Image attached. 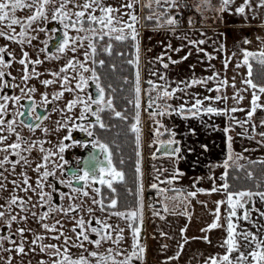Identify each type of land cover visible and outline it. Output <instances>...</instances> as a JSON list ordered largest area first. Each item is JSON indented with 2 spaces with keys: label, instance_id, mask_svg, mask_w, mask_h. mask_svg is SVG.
Masks as SVG:
<instances>
[{
  "label": "rangeland",
  "instance_id": "rangeland-1",
  "mask_svg": "<svg viewBox=\"0 0 264 264\" xmlns=\"http://www.w3.org/2000/svg\"><path fill=\"white\" fill-rule=\"evenodd\" d=\"M212 1V0H211ZM61 0H56L55 4L46 5L45 10V17L47 19L41 18L40 20L33 22L30 27L24 29L25 35L20 36L21 26L20 25H13L12 29L6 27L5 24H0V30H3L6 35L0 36V48L4 49V52H0V56L4 59V64L0 65V72H3V77H0V104H6V109L4 112L0 113V118L4 120L5 113L7 112H15L18 110V101L8 100L5 102L2 97H26L34 99L36 104H40L45 106L46 104H50L52 111L51 115L47 118V120L43 121L33 133L31 140L28 139L26 144V151L28 152L30 148L31 154L29 157H38V153L40 152V148H43L45 152H53L54 154H59L60 152H55L59 150L61 142H63V138L68 135L67 126L69 122L72 120L73 116L70 114V110L67 107L68 102L70 100L71 94L73 92H77V85L79 84L80 87L87 86V82L90 81L96 84L95 79L92 77V72L94 70L96 62L99 60L96 57L97 54L100 52H104L105 48L109 44H112L116 41L115 36L119 33L113 32L110 35H105L103 39H100L98 36H92L91 33L87 31L77 32L75 29L69 27L65 29L63 24L60 22L59 19L52 20L51 16L53 13L54 8L59 7ZM85 0H74V2H69L66 4L65 11L74 13L76 11H80L82 9L77 8L75 5L80 4L82 5ZM129 2V0H103L104 5L111 6L113 8H117L120 11L115 13L114 15L117 16L118 19L122 20V23H132L129 20L128 13L131 12L132 14L138 17V21L135 23V27L139 32L138 41H139V74H140V87L144 90L142 93L140 92V122H142V116L145 112L148 120H153L154 118L159 119L160 117L153 116L152 113L155 111H149L148 108H144L147 104L146 101L143 102L142 96L149 93L154 96L155 100L161 101L164 99L166 102L174 103L175 107L178 109L180 105H184L185 108H190L191 105L195 102L197 97L203 96V98L211 97L212 91H208V89H212L215 84L218 83L217 80L214 78L212 80H207L206 83L203 84H196L192 85L191 81L193 78L197 80H206L205 78H201V73L195 72L193 69H190V65L193 63L191 60L192 58H187L184 64L178 65L179 59L184 57L186 54L191 53L190 55H195V52L200 50L199 44L194 45L189 43V41H194L195 37L193 36L194 29L197 23H200L198 19L201 18V11L196 8V4H200L199 0H176L175 6H170L168 3H162L158 6L155 3V0H140L139 3H134L132 9H127L122 7V5ZM151 2V7H145L146 4ZM188 4V5H187ZM188 6L189 9L192 10L190 13L192 16L191 18H196L194 27H190L187 29L179 28L177 25L171 26L167 23H162L163 21L167 20V18L171 17L175 20H179L181 10L183 11L184 8ZM207 12H209V6L206 7ZM91 12V9L88 10ZM35 8L29 10L25 9H18L15 13L16 17L19 18L22 22H26V18L28 15L34 14ZM164 13V15H162ZM94 15L99 16L100 13L97 11L93 13ZM148 16H152L153 19L148 20L145 19ZM75 16H71V20H75ZM198 20V21H197ZM85 21L86 18H85ZM145 21H152L154 23L148 25ZM189 21V19H188ZM68 20H65V23H68ZM50 24H52L50 26ZM54 24V25H53ZM160 25L159 27L157 25ZM80 25H77L79 27ZM121 24H115L114 27L119 28ZM59 28V32L64 34V31L68 32L69 37H90L92 42L96 45V53L93 55L91 49L88 48V40L83 41V47L80 46V41H77L76 44H72L71 41L69 45L65 48L64 52H58L57 48L50 52L48 46L50 45L51 41L50 38H54V34L56 28ZM88 28V27H87ZM85 27V29H87ZM97 29L100 28L98 24ZM14 29V31H13ZM40 29H43L41 31ZM125 33L127 34L129 30L125 28ZM15 36V39H9V36ZM35 37V39H31ZM52 38V39H53ZM127 38H131L128 35ZM30 41V42H29ZM134 45V42H133ZM171 45V47H168ZM72 47L76 48V51L73 52L71 49ZM112 48V47H111ZM134 54L128 60L135 61L136 59V49L133 46ZM176 49H180V51H176ZM203 50V49H202ZM111 51V50H110ZM27 53V57L24 56V53ZM88 53L87 60L85 59L84 53ZM199 53V52H198ZM160 59H157V58ZM165 58H168V61H178V63H167ZM21 59L25 60L24 64H21L19 61ZM39 60L40 63H35V61ZM72 60L75 67H66L68 65V61ZM80 64H83L88 71H85L84 68L80 67ZM164 64H168V67L165 68ZM190 66V67H189ZM134 67V75L136 74L137 68L136 65L133 64ZM61 68H65L64 72H61ZM53 73H59V75H53ZM155 73V74H153ZM27 75L28 79L25 80L23 77ZM5 76H10L13 82V90L11 95L5 94L4 91V78ZM161 76L164 79H161ZM64 77H67V81L64 80ZM83 77V81L81 80ZM135 78V76H134ZM207 78V77H206ZM44 80H51L54 83L44 85L42 81ZM151 80L153 83L158 86L156 89L152 88V85L148 84V81ZM100 84V81H99ZM213 84V85H212ZM163 85L164 87L161 88L159 86ZM212 85V86H211ZM135 86V80H134ZM35 88V91H30L31 89ZM220 88V87H219ZM66 89H71L68 91ZM135 89V88H134ZM175 89V92L172 90ZM23 90V91H22ZM167 90L172 92L171 98H164L162 96V92ZM62 93L59 98H56V94ZM136 95V94H135ZM109 97V96H108ZM212 98V97H211ZM136 99V97H135ZM201 99V98H200ZM109 100V98H108ZM214 101V99L212 98ZM203 105L202 107H209V105H213V102L210 100H202ZM173 105V107H174ZM135 106V104H134ZM136 108V107H135ZM137 110V109H136ZM165 114H169V110H166L164 107ZM134 113V111H133ZM184 113L188 114L190 112L185 111ZM136 115V113H135ZM185 116L184 118H186ZM136 120V119H135ZM146 121L144 124H146ZM59 122V123H58ZM8 123H4L0 125V128H3L4 131L0 132V135L6 136L7 140L3 143H0V147H5L11 143H20L17 140V137L13 136V133H9L7 131ZM47 129V131H44ZM22 132L19 129L18 134ZM64 144V143H63ZM153 149V143L149 136L148 128L145 127L140 129V147L139 151L140 155V162L143 161V153L149 154ZM13 149H9L8 152H0V159H3L4 155H9ZM14 152V151H13ZM28 152V153H30ZM27 155V154H26ZM136 157V156H135ZM159 163H149L145 165L144 168H141V180L143 176V171L151 173L152 168H157L159 166L162 167L161 164L164 159H158ZM34 161V160H33ZM36 161V160H35ZM19 167H15L13 171L12 166L8 164L4 165V171H0L3 173V177H0V183L6 185L5 188H0V211H4L8 207V201L11 199L12 196H18L16 189L19 187H15L12 184V181L15 180L16 184L23 183V177L20 173H18ZM159 169V168H157ZM161 170V169H160ZM159 170V171H160ZM161 173V171H160ZM27 175L29 182L35 183L38 179L41 178V175L37 174L32 167H29L26 172L24 173ZM55 177V174L53 175ZM167 179V176H164ZM163 177V178H164ZM146 177L144 176V180ZM149 180V178H147ZM168 181V180H167ZM148 182V181H147ZM148 184V183H147ZM169 183H164L163 185H168ZM143 186V185H142ZM140 187L141 191V199L143 198V190L144 187ZM168 187V186H167ZM167 187H164L167 189ZM157 190V189H156ZM251 191V190H248ZM263 192L261 190H252L253 193L256 192ZM162 192L159 190L156 191V201L152 206L144 207L142 209V221L147 220V215L149 212H162L163 208L156 209L157 206H163V200H165L164 195L161 194ZM166 196L174 195L173 192L166 191ZM176 196L179 197L178 194ZM93 199V198H92ZM183 203V202H182ZM90 208L93 209V212L90 214L91 217H97L101 220H106L108 224L112 226V229H106L107 231H111L112 239L108 241L102 242L99 248H97L94 244H90V252L97 251L98 253L104 254L105 256L108 255V249H112V256L115 260L121 261L127 258L129 254L133 251L132 243H133V234L130 230L128 224L129 221H126L123 218L110 215L111 212L121 211L118 208H113L111 211H101L100 206L98 204H93ZM170 206V207H169ZM61 205L57 207L59 209ZM169 208H176L179 209L177 205L172 206V203L168 205ZM13 211L8 212L5 211V218H0V226L3 224H8L9 228L8 231L17 233V225H21V223H17L18 221H11L9 224L8 221L10 217L15 213V204L11 205ZM145 209V210H144ZM133 210V209H131ZM129 210H122L121 212H127ZM247 211L249 213V219L244 220L243 214ZM264 212V201H261L258 196H253L249 203L245 204L243 209H237V215L232 218V222L235 225L236 232H242L244 230H248L255 234L260 241H264V216H261L260 213ZM138 216L140 215L139 210L137 209ZM56 215V220L54 218H49V220L41 221L40 223L33 221L30 225V229L32 234L28 235V233H24L23 237L26 238V246L27 250H25L24 254L16 253L14 248L10 253L4 252L0 250V257H3V260H0V264H7L9 255L12 257L11 264H40L41 261L48 262L46 260L47 256L51 257L50 253L53 251L52 249H48L45 252L40 251V245H50L55 244L59 248L61 243H64V238L61 240L52 239V237L59 235V233L63 230L66 233V236L70 237L73 233L75 239V243H79L76 240V233L72 232V226L74 227V221L68 222L64 220L63 216L65 215L63 212L56 211L53 216ZM62 216L61 221L58 218ZM69 220V219H68ZM75 220V219H74ZM141 221V219L139 218ZM59 221L60 223L57 224L56 222ZM94 222L91 224L92 226L96 225L95 219H92ZM42 224H48L50 227L52 225L56 226V231H48L42 228ZM99 227V226H94ZM123 229L124 231L121 233L123 239L119 242V244L113 243L116 239V228ZM105 230V231H106ZM106 231V232H107ZM79 232V231H78ZM34 233V234H33ZM71 233V234H70ZM91 233V232H90ZM70 234V236H69ZM93 234V233H91ZM103 234V233H102ZM34 235L43 236L44 239L42 241H37L35 245L31 243V241L35 238ZM139 237V235H138ZM137 237V239H138ZM91 240L99 239V237L94 234V237L90 238ZM139 241V240H138ZM4 242V240L2 241ZM238 243L241 245L240 251H243L245 254L250 252L255 248V244H252L250 247H245V242L242 239L238 238ZM13 243H9V240H5L3 243V247L6 248L7 246H11ZM139 244L144 247V244L139 241ZM15 246V245H14ZM8 249V248H6ZM32 249H37L33 251ZM83 249L75 247L74 252V259H77L82 254ZM138 251V249H137ZM117 253H120L117 255ZM239 255V252H233V260H236V257ZM137 260L139 264H145L146 260L144 259H137L136 257L132 258V262ZM91 264H96V258L90 257ZM137 263V262H136ZM109 264L111 261L109 260ZM249 264H253L251 261V257H249Z\"/></svg>",
  "mask_w": 264,
  "mask_h": 264
},
{
  "label": "crops",
  "instance_id": "crops-1",
  "mask_svg": "<svg viewBox=\"0 0 264 264\" xmlns=\"http://www.w3.org/2000/svg\"><path fill=\"white\" fill-rule=\"evenodd\" d=\"M199 1L200 4H196V8L200 9L202 16L198 19L200 23L193 25L196 27L193 36L194 41L204 40L205 43L199 44L200 50L195 52V55L191 56V53H188L184 57L192 58L193 63L189 67L201 73V78L206 79L215 74L214 79L218 83L212 88L211 97L214 101L210 99L213 105L209 106L221 110L222 114L200 112L196 117H192L191 113L180 112L173 101L157 100L156 106L160 104L162 113L165 111L164 107L170 112L157 115L159 119L150 120L151 123L148 125L152 135L150 138L155 142L161 138L174 141L175 149L179 148L180 151L156 158L152 156V159L145 157L143 153V158L145 157L141 161L143 168L144 161L149 159L152 162L154 160L156 164L159 163L158 159L165 161L161 164V168L159 166H157L159 169L152 168L150 174L149 169L142 173V183H148L147 186L150 187L156 184L158 191L164 190L161 194L165 198L161 202L163 206L156 207V209L163 208V211L149 212L147 220H143L145 264H206V262L211 264L212 257L218 258L227 254L226 246L221 247L227 239L228 221L225 217L230 211L226 202L227 197L223 191L210 192V190L214 185L221 187L223 183H227L225 178L222 180L221 177L225 172L223 163L228 157V137H231L232 149L230 166L239 167L252 161L264 162V137L259 135L260 132H264V125L261 124V120H264V93H258L257 90L260 97L257 103L261 107L257 108L248 123H243L249 120L247 113L252 107L253 90L243 83L248 69L243 65L241 51L244 49L259 54L264 49V5H261L260 0H248L247 5H244V0H233L228 5L227 11L219 12L217 10L221 7V0H210L209 12H207V5H204L202 0ZM241 5L245 7L244 14L235 11ZM163 22L166 23V20ZM245 39L250 43L245 44ZM184 57L179 59L178 65L188 60ZM226 60L227 66H225ZM165 61L173 63L166 58ZM238 63L240 67H237ZM222 81L227 83L224 84ZM217 87H220L218 92L215 90ZM216 96L222 99L216 100ZM237 96L242 99H237ZM200 98L204 100L203 96ZM233 108L237 111L232 112ZM185 116L187 117L184 118ZM226 127L229 129L227 133L224 131ZM237 157L241 158L237 159ZM164 176H167V179ZM164 183L169 184L164 186ZM198 188L206 191L197 192ZM166 191L173 192L174 195L166 196ZM190 192H196V195L190 196ZM221 200L225 203L220 205L218 221L220 227L201 231L207 229L216 219L214 215L217 208L216 201ZM170 203L172 206L177 205L179 209L169 208ZM181 229L186 231L182 234ZM205 236L210 242L203 239ZM185 238H187L186 243ZM180 244L184 247L179 258L169 260V257L175 256L180 251L178 247ZM232 256L233 253L230 256L233 260Z\"/></svg>",
  "mask_w": 264,
  "mask_h": 264
},
{
  "label": "snow or ice",
  "instance_id": "snow-or-ice-1",
  "mask_svg": "<svg viewBox=\"0 0 264 264\" xmlns=\"http://www.w3.org/2000/svg\"><path fill=\"white\" fill-rule=\"evenodd\" d=\"M69 2H74V0H61L59 7L54 8L51 19L52 20H57L59 19L60 22L63 24L65 29H68L69 27L75 29L77 32H81V31H87L89 33H91L92 36H98L100 39H103V37L105 35H110L113 32L119 33L118 35L115 36V39L118 41H122L125 40L128 35H130L131 40L134 42V47L136 49V59L135 61L133 60H128L127 62L129 64H135L137 71L135 74V94H136V99H135V107L137 109L136 115H135V119H136V123H133L131 125V130L133 132L136 133V146H137V152H136V156L140 157L141 153L139 151V147H140V128L138 127L139 124V120H140V113H139V108H140V92H141V87H140V74H139V41H138V36H139V32L137 31L136 27H135V23L138 21V17L134 14H132L131 12L128 13V17L129 20L132 23H122L121 19H118L116 15H114L115 13H118L120 10L117 8H113L111 6H106L103 3V0H85V2L80 5V4H76L75 6L77 8H80L82 10L80 11H76L74 13L65 11V7L66 4H68ZM140 0H129V2H127L126 4L122 5V7L127 8V9H132L134 6V3H139ZM164 3H168L170 6H175L176 4V0H163ZM233 0H221V7L217 10L219 12H224L228 10V5L230 3H232ZM56 0H0V24H5L6 23V27L12 29L13 25H20L21 26V32H20V36H24L25 35V31L24 29L27 27H30L31 24L33 22H36L38 20H40L41 18L47 19L45 17V10H46V5L49 4H55ZM155 3L159 6L162 3V0H155ZM202 3L204 5H207L210 7V0H202ZM261 5H264V0H260ZM248 4V0H244V5ZM244 5H241L240 7H237L235 9L236 13L239 14H244L245 13V7ZM145 7H151V2H149L148 4L145 5ZM33 9L35 8V13L28 15L26 18V22H22L19 18L16 17L15 13L18 9ZM91 9V12H89L88 10ZM199 10V8H198ZM99 12L100 15H94L93 13L95 12ZM75 16V20H71V16ZM162 15H164V13H162ZM85 18L87 20V23L89 25V27L87 29L84 28V23H85ZM145 19L151 20L153 19L152 16H148ZM65 20H68V23H65ZM166 23L168 25L171 26H175L178 24V21L169 17L166 20ZM192 21L189 20V24H191ZM94 24H99L100 28L97 29L95 28L93 25ZM115 24H121L122 26L119 28L114 27ZM77 25H80L79 27H77ZM158 27L160 26L159 24L157 25ZM125 28H127L129 30V32L126 34L125 33ZM41 31H43V29H40ZM14 31V29H13ZM6 33L3 30H0V36H5ZM9 39H15V36H9ZM31 39H35V37H32ZM84 40H88V48L91 49L93 55L96 53V45L94 42H92V40L90 39V37H81V36H76V37H69L68 32L64 31L63 34V39L60 42L59 47L57 48L58 52H64L65 48L69 45V42L71 41L72 44H76L77 41H80V46L83 47V41ZM30 42V41H29ZM189 43L193 44V45H197V44H204L205 41L204 40H199V41H189ZM245 44L250 43L247 39L244 40ZM111 44H109L107 46V48H105L104 50L106 52L110 53L111 50ZM168 47H171V45H168ZM73 52L76 51L75 47H72L71 49ZM176 51H180V49H176ZM243 53V65L247 67L248 72H247V77L243 80V83L245 85H247V88H250L253 90L252 92V100H251V110L248 111L247 116L249 118L248 121H244L243 123H248L251 120V117L253 116V114L256 112L257 108L261 107V105H259L257 103V101L259 100V95L257 94V90L258 93H264V85L261 84H257L253 81L252 76H253V71H252V64L250 63L251 59H256L261 65H264V49H262L259 54L254 53V52H249L247 50L242 49L241 50ZM0 52H4L3 48H0ZM27 53H24V56L27 57ZM85 59L87 60L88 58V53L85 52ZM235 55V54H234ZM187 57H184V59H186ZM210 59L212 57H209ZM157 59H160L159 57ZM21 64L25 63L24 59H21L19 61ZM35 63H40L39 60L35 61ZM100 64H103L104 61H100ZM173 63H178V61H173ZM228 61H225V66H227ZM4 64V59L2 56H0V65ZM66 67H75V65L73 64L72 60L68 61V65ZM81 68H84L85 71H88V69L83 65L80 64ZM164 67L167 68L168 64H164ZM237 67H240V64H237ZM66 69L65 68H61V72H64ZM155 74V73H153ZM4 73L0 72V77H3ZM53 75H59V73H53ZM215 76V74H214ZM214 76L211 77H207L206 80H197L195 78L192 79L191 84L192 85H196V84H203L206 83L207 80H212L214 78ZM92 77L95 79L96 81V88L98 90V95L96 99H92L91 97H89V99L91 100V103L98 105L97 109L95 112L92 113V115H94L96 117V123L99 124L100 128H104L105 125L104 123L101 121V117L99 115L100 112L104 111V108L101 107L100 105L104 104V89L100 86L99 84V80L98 77H96V73L93 70L92 72ZM23 79L27 80L28 76L25 75L23 77ZM83 77H81V80L83 81ZM161 79H164L163 76H161ZM64 80L67 81V77H64ZM42 83L44 85H48L51 83H54V81L51 80H44L42 81ZM222 83L226 84L227 81H222ZM149 85H152L153 89H156L158 86H156L153 81L149 80L148 81ZM234 86V85H233ZM77 87H80V85L78 84ZM161 88H163L164 86L161 85L159 86ZM68 91H71V89H66ZM217 92L219 91V87H217L215 89ZM247 90V89H245ZM23 91V90H22ZM30 91H35V88L31 89ZM208 91H212V89H208ZM172 92H175V89L172 90ZM172 92H169L167 90H164L162 92V96L164 98H171L172 96ZM62 95V93H58L56 94V98L58 99L59 96ZM237 99H242V97L237 96ZM2 99L7 102L8 100H13V101H18L20 98L19 97H7L4 96L2 97ZM212 99L211 97H204V100H210ZM216 100H220L222 99V97L220 96H216L215 97ZM223 99H227V97H223ZM131 102V101H130ZM76 103L75 100L70 101L68 104V108L69 110H71L72 106ZM154 103V101H151L149 104V107H151V104ZM203 105V101L197 97L195 99V102L191 105L190 108L185 109L184 105H180L179 106V111L180 112H184V111H188L192 114V117H196L197 115H199L200 112H203L204 114H214V115H221L222 111L214 108V107H202ZM107 108L111 109L112 108V100L109 99L107 101L106 104ZM171 107V106H168ZM6 109V104H0V113L4 112ZM90 110V106H85L84 111H88ZM84 111L81 112L80 115V119H84ZM173 111H175V109H173ZM232 112L237 111V109L233 108L231 109ZM33 112H34V106L32 109L29 110L28 115L32 116L34 120H40L41 117L39 116H33ZM164 113L162 112H157V113H152L153 116L156 115H163ZM115 116L116 117H122L121 112L119 111H115ZM5 122L2 118H0V125H3ZM8 127H7V131L9 133H14L15 129L12 127L13 122L12 121H8ZM59 123V122H58ZM237 123H241L239 121H237ZM261 124L264 125V120H261ZM28 127H33L32 125H28ZM35 127H39V125H35ZM82 131H84L85 129H81ZM228 128L226 127L224 129V131L227 133L228 132ZM253 130H255V126L253 125ZM4 129L0 128V132H3ZM44 131H47V129H44ZM88 136H92L93 133L91 131H88ZM259 135L261 137H264V132H260ZM17 136V140H20V136L18 133H16ZM65 139H68V137H65ZM229 139V145H228V157L227 159H225L224 163H223V167L225 168V172L222 175L221 179L223 180L227 175V169L230 167V161L232 160V149H231V137H228ZM7 140L6 136L0 135V143H3L4 141ZM78 143V142H77ZM172 143H174V141H168V145L170 146ZM92 148L93 149H99V153L97 154H93L90 153L88 155L87 158L84 159L83 167L78 168L76 171H74L72 173V179L73 180H78V181H83L84 182V186L85 187H91V185L89 184V180L92 181H98L99 184L101 185H106L108 189L111 190L112 193H115L116 189L113 186V182L114 181H123L124 180V173L122 171L117 170V168L114 166L113 164V160H112V153L109 151L108 145L107 144H103V143H99L98 141H92ZM21 147L20 143H11L6 145L5 147H0V152H8L9 149H19ZM30 151V149H28ZM65 150V145L63 144V142H61L60 147H59V152L63 153ZM41 151H44L43 148H41ZM165 151L167 152L168 149L167 147H165ZM174 152H179L180 149L176 148L173 150ZM14 155L19 156L20 153L19 152H15ZM50 155H54V153L49 152L48 155L44 156L43 159L45 161L48 160ZM102 157V158H101ZM153 157L155 158V154H153ZM241 157H237V159H240ZM60 159L63 160V156H60ZM21 160L24 161V163H28L27 158L25 157H21ZM9 156L8 155H4L3 159H0V167H3L5 165V163H9ZM20 161H16L15 163H13L12 168L13 171L15 170L16 164H19ZM65 163H67V161H65ZM121 163H123V161H121ZM218 166V165H217ZM54 167H59V165H55ZM239 167H243L242 165H240ZM41 168H46V165L44 164H38L35 171H40ZM82 173V174H81ZM136 173H137V177L139 178V175L141 174V168H140V160L138 159L136 162ZM55 173L53 171H48L45 170L42 172L41 174V178L37 180L36 182V188H33L31 186V184H29V180L26 174L21 173V176L23 177V184L27 185L28 187L22 188V191H33V192H37L38 191V195L40 198V202L41 204L43 203H48L49 204V211L48 212H44L41 216H40V220L43 221L44 219H47L50 212L53 211L54 209L51 208V193H45L43 191L44 188V184L42 183L43 180H47L49 177L53 176ZM248 178H252V173L249 172L248 174ZM0 177H3V173L0 172ZM4 179H7L6 177H3ZM173 179H175V176H173ZM61 183H65L64 181H61ZM169 183H171V181H169ZM12 184L15 187H20L19 185L16 184V181L13 180ZM68 187L71 188L72 192H76V193H82L83 196H88V192L87 191H83L81 188H73L71 186V181L67 182ZM6 185L3 183H0V188H5ZM152 188H157L156 184H152L151 185ZM229 184L227 183H223L221 185V187H216L215 185L213 186V188L210 190V192H220L223 191L227 197V204L229 206V213L228 215L225 217V219L228 221L227 224V239L224 240L223 244L221 245V247H225L227 249V254H224L222 256L217 257H212L211 258V264H233V260L230 258L231 254L233 252H239V255L236 257L235 260V264H249V257H251V261L253 262V264H264V241H260L258 239V237L253 234L252 232L248 231V230H244L242 232H236L235 230V225L232 222V218L235 217L237 215V209H243L245 207V204L249 203L251 198L253 196H258L260 198L261 201H264V192H256L253 193L252 191H238V192H230L228 191L229 189ZM97 195H101V188L99 187H95L92 189ZM164 191V190H161ZM205 189L202 188H198L197 192H205ZM210 194V193H209ZM66 194L61 193V197L63 198ZM190 196H195L196 192H190L189 193ZM47 198V199H46ZM67 198L69 200L72 199L71 195H68ZM19 198L16 196H12L11 199L8 201V209L7 211H11V205L16 204L17 200ZM108 199L110 202L107 205L108 208H115L118 204V200L116 198H112V197H107L104 198L102 197L100 200H96L95 198H93L92 203L93 204H98L101 205L100 210L101 211H105V207L104 205V200ZM28 200H31V197H28ZM26 201H23L22 199L20 200V208L21 211H26L27 209L24 207V205L26 204ZM225 203V201L221 200V201H216V212L214 213L216 219L210 224L208 225L207 229H201V231H208L211 229H215L217 227H220L218 221L220 219V205ZM35 206V205H34ZM0 207H3L2 205H0ZM80 205H69V207L67 209L60 207L58 210L63 212L65 215H68V213H75L76 211H78L80 209ZM137 208L139 210V218L142 221V209H143V203L142 201H137ZM165 210H167V208H165ZM88 213L91 214L93 212L92 208H88L87 209ZM155 214V213H154ZM32 215L35 217L36 213L33 212ZM110 215H114L120 218L125 219L126 221H129V228L132 231L133 234V243H132V249L133 251L131 252V254H129L127 256L126 259L121 260V261H117L113 258L112 256V249H108V255L105 256L104 254L98 253L97 251H91L88 252L87 249H84V242L87 241L88 243L94 244L97 248L100 247V245L102 244V242L104 241H108L112 239V234L111 231H105L106 229L111 230L112 226L110 224L107 223L106 220H101L97 217H91V219H89L87 222L85 221V219L83 217H81L80 219H75L74 220V227L72 228V231L76 233V240L79 241V243H72V247H78V248H82L84 249L85 252H88V256L90 257H94L96 258V264H109V260L111 261V264H131L132 262V258L136 257L137 259H143L144 254L146 253V248L141 246L139 244V241L137 239L141 229L137 228L134 226V224L131 221H134L137 218V210H129L127 212H121V211H115V212H111ZM261 216H264V212L260 213ZM5 216V211H0V218ZM244 220H248L249 219V213L247 211L244 212L243 217ZM21 220H25L27 219L26 216H21L20 217ZM95 219V222L97 225H99V227H94L91 225V220ZM17 220V216L16 215H12L10 217V220L8 221V223L10 224L11 221H16ZM57 224H59L60 222L57 221ZM42 227L45 228L48 231H56V226L52 225L51 227L48 224H42ZM77 228L80 229L79 232H77ZM24 229L23 228H19L17 229V232L20 233L21 237H22V242L17 245L15 247V251L19 254H24L25 253V248H24V243H23V234H24ZM88 231H90L93 234H96L99 239L96 240H91L89 235H88ZM114 231H116V239L113 241V243L119 244V242L123 239V236L121 235V233L124 231L123 229L120 228H116L114 229ZM186 231V229H181V233L183 234ZM103 233V234H102ZM61 237L64 238V243L65 245H67L70 241V237L65 236L64 233L61 231L59 233V235L52 237V239H56L59 240ZM238 238L242 239L245 244V247H250L252 244H255V248L253 250H251L250 252H248L247 254H245L243 251H240L241 245L238 243ZM5 239H9L8 237H2L0 236V241H3ZM44 239L43 236L40 235H36L35 238L31 241V243L33 245H35L37 243V241H42ZM203 239L206 242H210L208 240V237L205 236L203 237ZM187 242V238H185V243ZM12 243H15L14 241ZM167 247V246H164ZM180 251H178L176 253L175 256L169 257V260H174V259H178L181 251L183 250L184 245L180 244L179 246ZM48 249H52L53 251L50 253V255L53 256H59L60 255V248L55 245V244H50V245H44L41 244L40 245V251L41 252H45ZM138 249V251H137ZM0 250H3L4 252H11L13 249H6L3 247V243H0ZM33 251H35V249H32ZM120 253H117V255H119ZM3 257H0V260H3ZM12 261V257L9 255L8 257V262L7 264H11ZM40 264H46L45 261H41ZM52 264H91V262L89 261L88 258H86L83 254L80 255L79 258L77 259H72L70 257V255L68 254V248L65 247L64 248V255H63V259L60 260H54L52 261ZM207 264V262H206Z\"/></svg>",
  "mask_w": 264,
  "mask_h": 264
},
{
  "label": "flooded vegetation",
  "instance_id": "flooded-vegetation-1",
  "mask_svg": "<svg viewBox=\"0 0 264 264\" xmlns=\"http://www.w3.org/2000/svg\"><path fill=\"white\" fill-rule=\"evenodd\" d=\"M51 25L52 24H50V26ZM57 35L62 36L61 40L63 39V35L61 32H59L58 27L56 28L54 38L53 37H52L53 39L50 38L51 43L47 48V49H49L50 52L54 51L60 45L61 40L55 47H51L52 42L56 39ZM100 61L98 60L96 62L95 67H94V71L96 73V77H98V80L100 81V86L104 89V104L100 105L101 107L104 108V111L100 112L99 115H100L101 121L104 123L105 127L100 128L99 124L96 123V117L94 115H92V113L96 111L98 105L91 103V100L89 99V97H91L92 99H96L97 95H98V90L96 88V84L88 81L87 86L77 87V92H73L71 94L69 102L75 100L76 103L72 106V108L70 110V114H71V116H73V118L69 122V125L67 126L68 135L66 137H68V139H65V137L63 138V143L65 145V150L63 153H59L58 155L57 154L50 155L48 160L45 161L43 159V157L48 155L49 152L41 151V148H40L39 149L40 152L38 153V157H29L31 152L28 151V152H30V153H28L26 151L27 150L26 144L28 142L27 140L28 139L31 140V138H32V135L30 133H33L34 130H36L38 128V127H35V125L38 124L40 127L41 123L43 121L47 120V118L51 115L52 108H51L50 104H46L45 106H42L40 104H36L34 102V99H32V98L20 97L19 104H18V107H19L18 110H16L14 113L13 112L5 113L4 122L5 123H7L8 121L13 122L12 127L15 129L13 136L17 137L16 133L19 132V129L22 130V132L19 134V136L21 138L19 140L21 147L19 149L13 150L14 152L12 151L8 155L10 162L5 163V164L12 166L13 163H15L16 161L19 160L20 163L16 164V167H19L18 173H20V174L25 173L29 167H32L35 170L38 164H44V165H46V168H41L39 172L35 171L37 174L41 175L42 172L45 170L53 171L55 173V177L51 176L47 180L42 181V183L44 184L43 191L45 193H51L52 198H51L50 204H51V208L54 209L53 211L50 212L48 218L44 219V220H49V218L50 219L54 218V220H56V215L55 216H53V215L56 211L59 212V210L57 209V207L59 205H61V207L65 208V209H67L69 207V205H80L81 207L78 211H76L75 213H68V215H64L63 218H64V220H66L68 222H73L74 219H80L81 217H83L85 219V221L87 222L90 219V214L88 213L87 209L90 208V206L92 205L91 204L92 200H93L92 198H95L96 200H100L102 197H104V198H107V197L116 198L118 200V204H117L116 208H118L120 205H125V206H130L131 208L130 209H124V210H131V209L137 210L138 209L137 208V201H142V203H144L143 198L141 199L140 187L143 185L142 187H144L145 190L152 188L149 185L147 186L146 183L143 184L142 180H141V176L138 178L137 173H136V162L138 159L140 160V158L136 156V152H137L136 133L131 130V125L133 123H136L135 113L137 112V110L134 106L135 97H136L134 85L130 89L131 90L130 94H124L122 96L123 99L120 96V99L117 100L115 97V90L116 89L114 88V86H111V85L109 87L106 86L103 83L102 76L98 73V71L96 69V67L98 65H100V63H99ZM125 80H127V78ZM134 80H135V78H134ZM12 90H13L12 78L10 76H5V78H4L5 94L11 95ZM108 98L112 100V108L111 109L107 108V106H106ZM124 99L126 100L125 103H123ZM28 101H30L29 104H28ZM69 102H68V104H69ZM86 105L90 106V110L84 111ZM33 106H34L33 116L41 117L40 120H34L32 116L28 115L29 110L32 109ZM160 108L161 107L159 104L154 108H148V110L149 111H155V113H157V112H161ZM82 111H84V119H80V115H81ZM115 111L121 112L123 118L116 117ZM133 111H134V113H133ZM146 118H147V116L144 112V114L142 116L143 125L140 122V120H139V124H138V127L140 129H141V127H142V129L145 127L148 128V125L151 123L150 120H148V119L146 121ZM145 121H146V124H144ZM28 125H32L33 127L30 128V127H28ZM118 125H124L126 127L127 134L131 138H133V140H134L135 147L133 146L132 153L130 155H123L122 154L123 151H121L120 148H117L115 150V149H113L112 145L111 144L109 145L106 141V133L111 131L114 128V126H118ZM81 129H85V130L82 131ZM88 131H91L93 133V135L88 136V134H87ZM148 132H149V136L151 137L152 135L150 134L149 128H148ZM92 141H98L99 143L107 144L109 151L112 153V160H113L114 166L117 168V170L122 171L124 173V180L123 181H114L113 182V186L116 189L115 193H112L111 190L108 189L106 185L99 184L98 181L89 180V184L91 185V187H85L83 181H78V180L72 179V173L74 171H76L78 168L84 166L83 161L85 158L88 157V155L90 153H93V154L99 153V149H93L92 148V144H91ZM168 141L169 140H165L163 138L157 140V142L152 140L153 149H152L151 153H149V154L144 153V154L147 155L149 158H151L153 156L152 154H155V158L157 156L169 155V154L160 153L162 146L165 143H168ZM112 144L118 147V145H116V143L114 144L112 142ZM172 144L174 145V149H175V143H172ZM15 152H19L20 155L19 156L14 155ZM55 152H59V150H57ZM51 153H53V152H51ZM61 155L64 158L63 160L60 159ZM21 157L27 158L28 163H24V161L21 160ZM65 161H67V163H65ZM121 161H123V163H121ZM146 161H144L143 166H145L149 163L155 162L154 160H153V162L150 161V159H149V161L148 160H146ZM128 164L131 165V171H132L131 176H129L128 172H127ZM55 165H59V167H54ZM140 166H142L141 162H140ZM0 171H4V166L0 167ZM61 181H64L65 183H61ZM68 181H71V186L73 188H81L83 191H87L88 196H83L82 193L72 192L71 188L66 186ZM29 184H31V186L33 188H36V182L35 183L29 182ZM19 186H20L19 189H16L17 193H19L17 196L19 199L17 200V203L15 204L16 208H15V213L13 215L17 216V221H18L17 223H21V225H17L18 229L23 228L25 230L24 233H26V234L28 233V235H30V234H32L31 229H30V227H31L30 224L35 220L38 223L41 222L40 216L44 212L49 211V204L48 203L41 204L40 198L38 195L39 190H37V192H33L31 190L25 192V191H22L21 189L28 187V186L24 185L23 183L19 184ZM95 187L101 188V195H97L92 190ZM61 193H64L66 195L62 198ZM68 195L72 196L71 200H69L67 198ZM28 197H31L30 201L28 200ZM21 199L23 201L27 202L24 205V207L27 209L26 211H21V208L19 206ZM156 199H157V197H156ZM109 202L110 201L108 199L104 200L103 206L106 209L105 211H111V209H113V208L107 207ZM98 206L101 207V205H98ZM134 206H135V208H134ZM8 207H9V205H8ZM8 207H7V209H8ZM7 209L4 211H7ZM119 210H121V209H119ZM11 211H13V208H11ZM33 212L36 213L35 217L32 215ZM21 216H26L27 219L21 220L20 219ZM5 217H6V215L2 218H5ZM58 219H59V221H61L62 216ZM62 221H63V219H62ZM131 222L134 224L135 227L141 229V231L139 233L138 240L140 242H142L144 244V247H145V240H144L145 229H144L143 221L139 220V216L137 214V218ZM93 223L94 222L91 220V224H93ZM94 226H99V225L96 224ZM8 228H9L8 224L1 225L0 226V236L8 237L9 239H7V240H9V243L14 241L15 243H13L11 246H7L6 248H10V249L14 248L15 249V247L22 242V237H21L19 232H17L18 233V236H17L16 233L8 231ZM72 228H73V226H72ZM78 231H80L79 228H77V232ZM62 232L64 233L63 230H62ZM70 234H69V236H70ZM64 235L66 236V233H64ZM88 235L90 238L94 237V234H91L90 231H88ZM35 236L36 235H34V237ZM70 238L71 239L67 245H65V243H61L59 256H53V255H51V257L47 256L46 260L48 262H46V264H52V261H54V260L63 259L65 247L68 248V254L70 255V257L72 259H74L75 247H72V243H75V241H74L75 237H74L73 233L71 234ZM62 239H63V237H61V240ZM5 240H4V242L0 241V243H5ZM26 242H27L26 238L23 237V243H24L25 250H27ZM84 249H87L88 252H90V244L87 241L84 242ZM84 249L82 251V254L86 258H88L90 261V256H88V252H85ZM35 250H37V249H35ZM145 257L146 256L144 254V257H143L144 260H145ZM131 264H139V262L137 260H135V262H133Z\"/></svg>",
  "mask_w": 264,
  "mask_h": 264
},
{
  "label": "trees",
  "instance_id": "trees-1",
  "mask_svg": "<svg viewBox=\"0 0 264 264\" xmlns=\"http://www.w3.org/2000/svg\"><path fill=\"white\" fill-rule=\"evenodd\" d=\"M150 25L154 22L145 21ZM97 27L98 24H94ZM84 27H89L87 21L84 23ZM112 48L109 52H100L96 55L99 61H104L96 67L98 73L102 76L103 83L106 86H114L115 97L117 100L123 99L124 94H130L131 88L134 85V67L133 64H129L128 58L134 54L133 41L131 38L125 40H116L111 44ZM253 76L252 79L255 83L264 85V65H261L256 59H251ZM125 76V77H124ZM127 78V80H125ZM126 100H123L125 103ZM106 141L112 145L113 149L120 148L123 155H130L132 153L133 146L135 147L134 140L127 134L126 127L124 125L114 126V128L106 133ZM112 142L117 146L113 145ZM243 167L230 166L227 169L228 175L225 177L227 184H229L228 191H248V190H261L264 192V162L252 161L242 165ZM128 175H132L131 165L127 167ZM252 173V178H248V173ZM157 188H152L150 191L156 193ZM121 210L130 209V206L120 205L118 207ZM135 208V206H134Z\"/></svg>",
  "mask_w": 264,
  "mask_h": 264
},
{
  "label": "built area",
  "instance_id": "built-area-1",
  "mask_svg": "<svg viewBox=\"0 0 264 264\" xmlns=\"http://www.w3.org/2000/svg\"><path fill=\"white\" fill-rule=\"evenodd\" d=\"M188 5V4H187ZM186 5V7L184 8L183 11H181L180 13V19H179V22H180V25L182 27H186L188 25V19L190 20V18L193 16H190L192 10L188 8V6ZM144 100L146 101V103H150L151 101H153V98L150 94H145L144 96ZM153 105V104H151ZM144 200L147 201V202H152L153 201V196L152 194L150 193H146L144 195Z\"/></svg>",
  "mask_w": 264,
  "mask_h": 264
},
{
  "label": "water",
  "instance_id": "water-1",
  "mask_svg": "<svg viewBox=\"0 0 264 264\" xmlns=\"http://www.w3.org/2000/svg\"><path fill=\"white\" fill-rule=\"evenodd\" d=\"M61 37L62 36H60V35H57L56 36V39L52 42V45H51V47H55L59 42H60V40H61ZM50 47V48H51ZM30 103V101H28V104ZM167 147V149H168V151L166 152L165 151V147ZM174 145L173 144H171L170 146L168 145V143H165L163 146H162V149L160 150V153H164V154H172L174 151Z\"/></svg>",
  "mask_w": 264,
  "mask_h": 264
}]
</instances>
